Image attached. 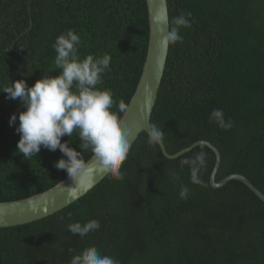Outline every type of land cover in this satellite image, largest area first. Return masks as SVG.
Instances as JSON below:
<instances>
[{
    "label": "trees",
    "instance_id": "trees-1",
    "mask_svg": "<svg viewBox=\"0 0 264 264\" xmlns=\"http://www.w3.org/2000/svg\"><path fill=\"white\" fill-rule=\"evenodd\" d=\"M168 4L170 20L191 11L192 27L181 29L183 42L170 46L151 124L164 131L170 154L211 142L222 155L217 181L242 174L264 193V0ZM69 29L81 37V59L111 55V70L97 87L128 105L147 55L146 0H0V88L21 79L31 87L59 75L53 44ZM213 109H223L234 126L210 123ZM25 110L19 98L0 92V202L46 191L68 177L55 167L63 157L59 149L41 147L29 161L17 152L15 129ZM76 135L61 142L82 151ZM199 151L169 159L141 133L122 167L123 180L107 176L49 217L0 228V264H69L89 246L120 264H264V202L238 180L213 188L216 156L204 145L203 184H193L180 160ZM82 155L92 157L91 151ZM182 185L189 189L184 199ZM92 219L101 225L96 232L81 238L67 231Z\"/></svg>",
    "mask_w": 264,
    "mask_h": 264
},
{
    "label": "clouds",
    "instance_id": "clouds-1",
    "mask_svg": "<svg viewBox=\"0 0 264 264\" xmlns=\"http://www.w3.org/2000/svg\"><path fill=\"white\" fill-rule=\"evenodd\" d=\"M153 20L162 36L160 44L165 48L182 43L181 29L192 27L191 11H181L178 16L169 20L166 12L161 9ZM164 25L167 26L166 34ZM80 46L81 37L75 30L69 29L66 33H61L53 44L56 69L62 70L59 75L44 76L31 87L21 79L0 88V92L6 93V99L19 98L26 109L20 112L19 125L15 129L20 135L17 152L29 161L37 156L41 147L49 151L59 149L66 159L60 158L55 167L66 170L73 181L75 186L69 187L73 190V196L75 188L87 191L101 175L123 180L122 167L128 159L134 135L131 128L121 126L119 114L127 112L126 102L123 99L115 101L111 89L97 87L103 83V74L111 70V55L106 53L95 57L88 54L81 59ZM114 107L117 111H113ZM16 121L17 116L13 114L9 126H14ZM209 122L223 130H230L234 126L230 118L225 119L223 109H213ZM74 132L80 138L79 148L82 151L69 147L68 141L61 142L62 137L67 135L70 139ZM164 136V131L156 124L149 125V145L163 144ZM200 146L201 151L193 157L180 160L181 167H189L193 184H203L199 174L207 163L203 142ZM85 151H91L94 164L83 159L82 153ZM188 194L189 189L182 185L180 197L184 199ZM32 211L36 212L34 206ZM100 227V222L92 219L83 224L71 223L67 225V231L83 238ZM69 264H120V261L102 254L95 246H89L74 255Z\"/></svg>",
    "mask_w": 264,
    "mask_h": 264
},
{
    "label": "water",
    "instance_id": "water-1",
    "mask_svg": "<svg viewBox=\"0 0 264 264\" xmlns=\"http://www.w3.org/2000/svg\"><path fill=\"white\" fill-rule=\"evenodd\" d=\"M146 3L149 18L147 55L139 82L128 104L127 112L123 113L121 117V126L129 127L133 130L134 135L131 147L141 133L147 132L148 127L151 124L153 110L164 78L170 49V46L165 48L160 44L162 36L158 32L157 25L153 20L155 15L160 12L161 9L166 12L170 20L168 0H146ZM164 27L166 34L167 26L164 25ZM201 142H203L204 146L209 147L216 156L215 166L210 176V184L213 188L218 189L232 180H238L244 183L261 201L264 202V193L242 174L235 173L226 176L220 181L216 180L222 162V155L220 150L211 142L200 140L175 154L168 153L164 142L159 146L165 157L169 159H177L200 146ZM87 162H89V164H94V157L92 156ZM106 177L107 175L99 176L96 179L94 186L87 191L82 188H75V196L72 195L73 190L69 189V187H74L75 185L73 181L67 177L46 191L18 200L1 201L0 228L20 226L49 217L80 200ZM33 206L35 207L36 212L32 211Z\"/></svg>",
    "mask_w": 264,
    "mask_h": 264
}]
</instances>
